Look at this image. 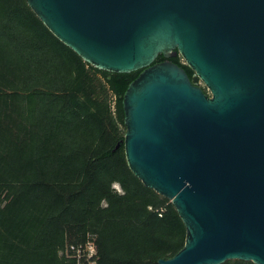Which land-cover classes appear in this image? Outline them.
<instances>
[{
    "label": "water",
    "instance_id": "1",
    "mask_svg": "<svg viewBox=\"0 0 264 264\" xmlns=\"http://www.w3.org/2000/svg\"><path fill=\"white\" fill-rule=\"evenodd\" d=\"M25 1L90 66L140 71L114 151L185 227L158 264H264V0Z\"/></svg>",
    "mask_w": 264,
    "mask_h": 264
},
{
    "label": "trees",
    "instance_id": "2",
    "mask_svg": "<svg viewBox=\"0 0 264 264\" xmlns=\"http://www.w3.org/2000/svg\"><path fill=\"white\" fill-rule=\"evenodd\" d=\"M169 61L192 77L179 54ZM139 73L97 70L25 0H0V264H77L63 253L88 235L95 264H158L183 247L171 202L114 151Z\"/></svg>",
    "mask_w": 264,
    "mask_h": 264
},
{
    "label": "built area",
    "instance_id": "3",
    "mask_svg": "<svg viewBox=\"0 0 264 264\" xmlns=\"http://www.w3.org/2000/svg\"><path fill=\"white\" fill-rule=\"evenodd\" d=\"M63 254L67 258L74 259L77 264H95L94 236L88 235L86 242L83 244L67 246Z\"/></svg>",
    "mask_w": 264,
    "mask_h": 264
},
{
    "label": "rangeland",
    "instance_id": "4",
    "mask_svg": "<svg viewBox=\"0 0 264 264\" xmlns=\"http://www.w3.org/2000/svg\"><path fill=\"white\" fill-rule=\"evenodd\" d=\"M115 190H117L118 192L120 191L119 187L117 185H114Z\"/></svg>",
    "mask_w": 264,
    "mask_h": 264
}]
</instances>
